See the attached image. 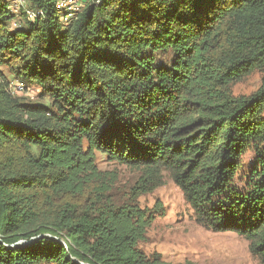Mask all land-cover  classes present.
<instances>
[{
	"label": "trees",
	"instance_id": "16d2710c",
	"mask_svg": "<svg viewBox=\"0 0 264 264\" xmlns=\"http://www.w3.org/2000/svg\"><path fill=\"white\" fill-rule=\"evenodd\" d=\"M26 1L43 14L12 28L0 0V65L42 99L0 71V264H171L139 248L138 198L165 174L264 264V0H89L68 24L55 0ZM97 152L140 169L135 185L117 191Z\"/></svg>",
	"mask_w": 264,
	"mask_h": 264
},
{
	"label": "rangeland",
	"instance_id": "374dc122",
	"mask_svg": "<svg viewBox=\"0 0 264 264\" xmlns=\"http://www.w3.org/2000/svg\"><path fill=\"white\" fill-rule=\"evenodd\" d=\"M21 10L11 22L15 28L22 24ZM0 71L8 76V69L0 65ZM18 87V82H13ZM262 83V73L255 71L231 87L234 97H247ZM16 95L32 102L41 101L40 90L34 85H24ZM97 164L102 171L115 176L119 192L129 190L140 177V169L110 160L106 154L97 152ZM254 161L249 150L243 156L237 184L242 185L248 177ZM138 202L150 216L146 239L139 248L146 254L160 253L163 260L171 264H261L252 254L248 240L234 231L216 232L197 223L194 211L187 203L181 188L165 174L163 184L151 192L139 196Z\"/></svg>",
	"mask_w": 264,
	"mask_h": 264
},
{
	"label": "built area",
	"instance_id": "2783aa9c",
	"mask_svg": "<svg viewBox=\"0 0 264 264\" xmlns=\"http://www.w3.org/2000/svg\"><path fill=\"white\" fill-rule=\"evenodd\" d=\"M10 5L9 9L13 14L19 13L23 10L29 19L34 21L37 16L42 15L41 11H37L31 8L28 5L26 0H8ZM89 0H55V8L58 12L59 19L62 23L68 24L70 23L77 14L85 7ZM24 87V84L18 82V87L14 86L13 83L10 84V89L12 93L16 94L17 89H21ZM77 261V260H76ZM80 264H86L81 261H77Z\"/></svg>",
	"mask_w": 264,
	"mask_h": 264
}]
</instances>
